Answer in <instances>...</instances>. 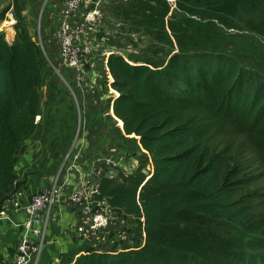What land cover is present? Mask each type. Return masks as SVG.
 <instances>
[{"label":"trees","instance_id":"1","mask_svg":"<svg viewBox=\"0 0 264 264\" xmlns=\"http://www.w3.org/2000/svg\"><path fill=\"white\" fill-rule=\"evenodd\" d=\"M28 2L0 13L12 8L15 19L11 43L0 33V210L26 142L42 135ZM99 9L148 40L104 64L109 140L134 143L144 158L102 176L92 196L130 221L135 244L74 245L58 264H264V0H102Z\"/></svg>","mask_w":264,"mask_h":264},{"label":"rangeland","instance_id":"2","mask_svg":"<svg viewBox=\"0 0 264 264\" xmlns=\"http://www.w3.org/2000/svg\"><path fill=\"white\" fill-rule=\"evenodd\" d=\"M11 1L0 0V13L9 7ZM64 1L29 0L23 13L30 35L40 47L43 69L36 118L42 136L30 142V152L27 155H32V164L37 162L42 167L48 165V170L54 173L63 169L62 172L65 173L59 180V187L53 181H42L39 188L30 194L45 185L52 187L53 203L49 215L60 213L75 217L74 229L83 233L81 237L87 239L90 246L100 250H112L121 244L130 246L135 244L126 233L130 221L112 211L107 215L109 222L105 229L95 235L89 233V217L97 205L88 191L101 176L114 177L121 170L127 172L133 161L144 158L136 150L134 143L122 145L109 140L110 127L103 115V105L109 96L107 91H103L106 81L103 77L104 72L106 73L103 54L112 52L125 57L140 51L148 40L110 19L94 26L84 24V20L79 17L74 18L71 20L74 35L87 47L89 61L83 67L85 81H77L63 65L60 56L58 33L65 17ZM101 1L89 0L87 11L95 5L99 7ZM4 19L8 20V17L5 15ZM2 22L3 19L0 20V33L8 31L7 37L11 43L15 36L14 30L6 29V24ZM95 73L100 77L98 89L102 86L98 94L94 88L96 78L92 79ZM38 157H41L40 162ZM12 195L14 194H8L6 201ZM72 197H76L78 201H72ZM102 233L105 240L98 241V236Z\"/></svg>","mask_w":264,"mask_h":264},{"label":"built area","instance_id":"3","mask_svg":"<svg viewBox=\"0 0 264 264\" xmlns=\"http://www.w3.org/2000/svg\"><path fill=\"white\" fill-rule=\"evenodd\" d=\"M89 0H65V17L63 25L60 26L58 39L60 41V56L63 65L68 69V72L75 77L77 81H85L84 65L89 63L87 47L83 41L74 35L73 25L71 20L74 18L83 19V23L99 26L107 17L101 12L97 5L91 7L87 11V2ZM8 20L4 19L2 23L6 24V29H13L15 19L12 12L6 14ZM8 32V31H7ZM7 32L4 31L5 40ZM13 41V40H12ZM107 53L103 54L106 58ZM105 59L103 60V63ZM129 172V171H127ZM123 170L120 173L126 174ZM102 177V176H101ZM109 177V176H108ZM112 177V176H110ZM98 191V182L95 181L93 188L88 191L89 196H93ZM72 201L77 202L76 197H72ZM53 203V188L50 186H42L38 191L27 196L23 203L19 198H11L7 207L2 206L0 210V219H8L9 215L22 214V221L15 223V229L19 233V241L16 251L13 255L6 256L7 264H33V256L38 253L41 242L44 240L46 231V220L50 216L49 212ZM97 206L95 211H91L89 217V233L95 235L108 225L109 208L106 202V197L94 202Z\"/></svg>","mask_w":264,"mask_h":264},{"label":"crops","instance_id":"4","mask_svg":"<svg viewBox=\"0 0 264 264\" xmlns=\"http://www.w3.org/2000/svg\"><path fill=\"white\" fill-rule=\"evenodd\" d=\"M93 77L94 78L92 79L96 78L94 80V88L95 93L98 94L102 90V86L101 89H98V87L100 86L98 83V78L100 77L98 73H95ZM103 77L106 80L108 79L105 72L103 74ZM103 91L105 90L103 89ZM32 140L38 139H29L26 142L27 152L20 158V161L16 167L17 175L19 176V184L16 188V191L11 193L14 194L11 196L12 198H19L23 203L25 202L30 192L35 191L39 188V185L42 183V181H44L45 183L46 181H53L52 183H54L56 187H59V180L65 174L62 172L63 169L54 173L48 170V165L46 167H42V164H37V162L33 164L31 163L32 155H27V153L30 152L29 144ZM38 159L40 162L41 157H38ZM25 167H29V169H24ZM133 170L134 165L132 163L131 167H129V172H132ZM9 200L10 198L5 201L4 205L6 207ZM22 219V214H12L9 215L8 219H0V252L4 257L10 256L11 253L14 254L16 251L19 241V233L18 230L15 229V223H17L18 221H22ZM75 225L76 219L72 215H61L60 213L50 215L46 220L44 240L41 242L38 253L33 256V264H58V256L61 253L66 252L69 248L79 244L89 245V243H87V239L81 237L83 233L80 234L74 229ZM97 236L98 234L95 236V238ZM98 238V241H104V233L99 235Z\"/></svg>","mask_w":264,"mask_h":264},{"label":"bare ground","instance_id":"5","mask_svg":"<svg viewBox=\"0 0 264 264\" xmlns=\"http://www.w3.org/2000/svg\"><path fill=\"white\" fill-rule=\"evenodd\" d=\"M6 27V26H5Z\"/></svg>","mask_w":264,"mask_h":264}]
</instances>
